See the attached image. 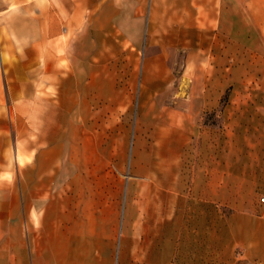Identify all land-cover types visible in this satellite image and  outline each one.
I'll return each instance as SVG.
<instances>
[{"label":"rangeland","instance_id":"obj_1","mask_svg":"<svg viewBox=\"0 0 264 264\" xmlns=\"http://www.w3.org/2000/svg\"><path fill=\"white\" fill-rule=\"evenodd\" d=\"M158 36L149 49L143 34L134 66L112 65L110 97L104 108L93 105L88 140L95 155L79 162L83 177L90 175L82 182L96 194L84 198L94 214L92 229L97 223L104 246L111 238L113 264H151L157 254L159 264H264V58L224 39L207 51L188 46L198 35ZM118 53L112 49L111 56ZM28 157H11L0 173V195L13 186L15 201H26L20 190L34 163ZM71 169L79 175L76 164ZM69 186L64 181L60 191L64 205L76 201ZM133 203L157 223H143L137 234L153 251L148 260L132 257L131 241L124 243L126 228L128 239L132 234L123 212ZM25 206L16 205L20 242L7 243L0 225V250L20 248L30 264L37 233L28 227Z\"/></svg>","mask_w":264,"mask_h":264},{"label":"crops","instance_id":"obj_2","mask_svg":"<svg viewBox=\"0 0 264 264\" xmlns=\"http://www.w3.org/2000/svg\"><path fill=\"white\" fill-rule=\"evenodd\" d=\"M144 33L149 49L159 43L158 35H198L190 38V48L210 51L224 39L264 58V0H0V173L7 172L11 157L34 162L20 190L26 201H15L13 186L0 195V209L6 208L0 225L7 243L20 242L16 205H26L28 227L37 233L30 264H113L111 238L104 246L98 224L92 229L94 214L84 198L96 194L82 182L90 175L83 177L79 162L95 155L90 114L110 97L112 65L134 66L133 51L142 49ZM154 137L161 138L160 128ZM64 181L74 185L70 205L62 201ZM53 186L54 199L48 192ZM166 192L172 201L171 188ZM133 204L123 212L132 234L128 239L126 228L124 243L131 241L132 257L148 260L153 251L143 248L137 234L143 223H157ZM26 257L20 248L0 250V264H29ZM158 257L148 263L159 264Z\"/></svg>","mask_w":264,"mask_h":264},{"label":"built area","instance_id":"obj_3","mask_svg":"<svg viewBox=\"0 0 264 264\" xmlns=\"http://www.w3.org/2000/svg\"><path fill=\"white\" fill-rule=\"evenodd\" d=\"M262 201L264 202V198H262Z\"/></svg>","mask_w":264,"mask_h":264},{"label":"bare ground","instance_id":"obj_4","mask_svg":"<svg viewBox=\"0 0 264 264\" xmlns=\"http://www.w3.org/2000/svg\"><path fill=\"white\" fill-rule=\"evenodd\" d=\"M169 254V253H168ZM166 256V255H165Z\"/></svg>","mask_w":264,"mask_h":264}]
</instances>
